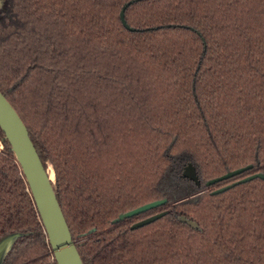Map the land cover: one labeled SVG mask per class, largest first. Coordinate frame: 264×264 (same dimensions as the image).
<instances>
[{"label":"trees","instance_id":"1","mask_svg":"<svg viewBox=\"0 0 264 264\" xmlns=\"http://www.w3.org/2000/svg\"><path fill=\"white\" fill-rule=\"evenodd\" d=\"M128 1L0 12V91L54 170L83 264H264V178L213 193L264 174V0H139L135 31ZM0 142V238L23 233L3 264H57L1 129Z\"/></svg>","mask_w":264,"mask_h":264},{"label":"water","instance_id":"2","mask_svg":"<svg viewBox=\"0 0 264 264\" xmlns=\"http://www.w3.org/2000/svg\"><path fill=\"white\" fill-rule=\"evenodd\" d=\"M135 1L139 0H130L126 2L120 11V20L124 27L130 31H135L137 29L129 26L126 22L125 10ZM0 129L3 131L4 139H6V141L8 142L10 150L13 152V155L25 178L56 263L83 264V261L72 238L67 221L56 196L55 175L54 178L51 179L50 173L48 172L50 166L54 174L53 168L49 163H46V165L43 164L20 114L1 91ZM0 149H2V147ZM250 167L251 166L249 165L229 171L222 176L208 180L206 182V185L210 186L215 182L231 178L249 169ZM182 176L193 181L197 186L201 185L196 168L192 163H188L185 166ZM256 177L264 178V174L255 173L249 175L231 184L218 188L214 190L213 193L223 192L238 183H243ZM166 201L167 199L163 198L160 200L149 202L138 208L120 214L115 221L129 218L141 212L152 209L156 206H161L166 203ZM167 212L168 211L165 210L144 218L132 224L131 228L135 229L149 224L164 216ZM182 220L187 222L190 226L197 228V225L193 221L188 220L185 217H182ZM22 235L23 233L21 232H12L0 238V264H3L7 253L12 248L15 241Z\"/></svg>","mask_w":264,"mask_h":264},{"label":"rangeland","instance_id":"3","mask_svg":"<svg viewBox=\"0 0 264 264\" xmlns=\"http://www.w3.org/2000/svg\"><path fill=\"white\" fill-rule=\"evenodd\" d=\"M4 4H5V0H0V12L3 10V8H4ZM1 147H2V146H1V142H0V148H1ZM53 171H54V170H53ZM165 186L167 187L168 184L166 183ZM195 195H197V194L190 195V196H188L187 198H192V197H194Z\"/></svg>","mask_w":264,"mask_h":264},{"label":"bare ground","instance_id":"4","mask_svg":"<svg viewBox=\"0 0 264 264\" xmlns=\"http://www.w3.org/2000/svg\"><path fill=\"white\" fill-rule=\"evenodd\" d=\"M48 172L50 173V178L53 179V178H54V174H53V172H52L50 166H49V170H48Z\"/></svg>","mask_w":264,"mask_h":264},{"label":"flooded vegetation","instance_id":"5","mask_svg":"<svg viewBox=\"0 0 264 264\" xmlns=\"http://www.w3.org/2000/svg\"><path fill=\"white\" fill-rule=\"evenodd\" d=\"M201 192H203V191H200L199 193H197V194H200Z\"/></svg>","mask_w":264,"mask_h":264}]
</instances>
